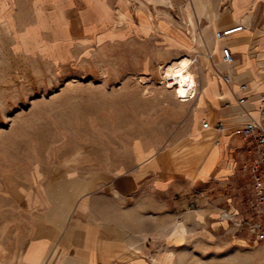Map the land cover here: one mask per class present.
I'll return each instance as SVG.
<instances>
[{
  "label": "rangeland",
  "instance_id": "1",
  "mask_svg": "<svg viewBox=\"0 0 264 264\" xmlns=\"http://www.w3.org/2000/svg\"><path fill=\"white\" fill-rule=\"evenodd\" d=\"M33 15L28 28L0 24V264H22L38 200H62L87 178L133 169L139 141L177 150L197 98L177 99L169 88L166 70L185 56L170 58L162 44L67 41V29ZM248 178L235 210L197 193L175 206L185 217L174 232L187 233H175L173 245L158 235L151 264H264L253 229L264 228V216L253 209Z\"/></svg>",
  "mask_w": 264,
  "mask_h": 264
},
{
  "label": "crops",
  "instance_id": "2",
  "mask_svg": "<svg viewBox=\"0 0 264 264\" xmlns=\"http://www.w3.org/2000/svg\"><path fill=\"white\" fill-rule=\"evenodd\" d=\"M30 12L40 25L67 29V41L143 40L162 44L170 58H195L198 94L177 150L139 141L133 169L87 178L62 200H38L22 264H151L158 235L173 245L175 233H187L174 232L182 215L175 206H187L191 194L235 210L249 179L244 166L256 154L234 132L264 121V0H0V24L11 29L31 26ZM237 26L244 30L216 39ZM225 47L235 55L231 65ZM204 122L225 130H205Z\"/></svg>",
  "mask_w": 264,
  "mask_h": 264
},
{
  "label": "built area",
  "instance_id": "3",
  "mask_svg": "<svg viewBox=\"0 0 264 264\" xmlns=\"http://www.w3.org/2000/svg\"><path fill=\"white\" fill-rule=\"evenodd\" d=\"M244 26H237L234 28H228L217 32L216 39L219 41L225 40L229 36L243 31ZM224 62L231 65L235 62V58L231 50L227 47L223 48ZM225 82H230L228 76L223 77ZM248 86L243 85L241 88L245 90ZM198 87H196V92L194 98L197 97ZM193 98V99H194ZM246 100L243 98L240 103H245ZM203 128L205 130L216 129L217 131H224L225 126L223 123H218L214 127H211L208 122L203 123ZM234 132L237 136L250 141L254 147L256 158L252 160L250 164H246L244 168L250 171L251 175V186L252 194L254 197L253 209L259 216H264V121L257 122L251 121L245 126L237 128ZM254 231L259 232L260 239L264 240V228L262 225H256L253 227Z\"/></svg>",
  "mask_w": 264,
  "mask_h": 264
},
{
  "label": "bare ground",
  "instance_id": "4",
  "mask_svg": "<svg viewBox=\"0 0 264 264\" xmlns=\"http://www.w3.org/2000/svg\"><path fill=\"white\" fill-rule=\"evenodd\" d=\"M192 59L184 57L168 66L166 76L170 80V87L176 92L177 99L191 101L197 87V79L191 72Z\"/></svg>",
  "mask_w": 264,
  "mask_h": 264
}]
</instances>
